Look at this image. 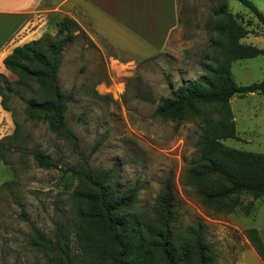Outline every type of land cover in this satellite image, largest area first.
<instances>
[{"label": "rangeland", "instance_id": "374dc122", "mask_svg": "<svg viewBox=\"0 0 264 264\" xmlns=\"http://www.w3.org/2000/svg\"><path fill=\"white\" fill-rule=\"evenodd\" d=\"M251 1L264 13V0ZM223 5L248 28L242 41L264 48L262 22L239 0H178L179 27L165 48L147 56L114 46L93 28L87 15L78 13L74 40L64 49L58 72L69 97L67 123L79 137L78 146L52 132L44 120L28 118L17 94L10 101L12 110L3 108L0 96V140L5 141L7 159L0 158V264H51L33 245L35 230L53 237L59 224L71 229V195L78 183L73 170L86 165L112 167L120 188L137 186L136 208L142 211L153 206L163 180L174 175L183 200L178 224L204 223L217 264H255L244 229L255 226L261 199L243 193L241 205L231 213L205 208L183 177L185 166L198 154L195 143L203 120L176 123L155 114L161 99L197 80L211 63L210 41L217 37L212 10ZM34 17L43 22L44 30L34 27L18 42L31 35H54L63 18L40 12ZM0 74L6 75L15 92L36 96L34 87L19 83L1 63ZM232 74L238 84L264 80V54L235 61ZM231 107L239 138L223 143L264 153V94H236ZM8 136L11 141L5 139ZM34 151L44 152L57 166H41Z\"/></svg>", "mask_w": 264, "mask_h": 264}, {"label": "trees", "instance_id": "16d2710c", "mask_svg": "<svg viewBox=\"0 0 264 264\" xmlns=\"http://www.w3.org/2000/svg\"><path fill=\"white\" fill-rule=\"evenodd\" d=\"M262 22L264 13L251 0H239ZM211 63L195 81L181 84L155 108L159 117L180 123L201 118L204 123L195 143L198 154L191 158L183 177L200 203L215 213H231L242 203V194L264 198V153L226 146L223 140L239 138L231 99L234 95L263 93L264 80L238 84L232 74L237 60L264 54V48L244 43L249 30L226 5L212 10ZM78 22L64 16L54 35L15 46L3 62L18 82L35 88V97L15 92L6 75L0 74V96L4 109L17 94L30 119L44 120L48 128L79 145L78 135L69 127L66 110L69 97L62 90L58 72L62 53L73 42ZM216 115V116H215ZM18 126L15 129V133ZM12 140V136L5 138ZM5 141L0 140V158L7 162ZM34 158L43 167L57 164L42 151ZM78 183L72 192L74 216L71 229L59 224L53 237L35 230V245L51 264H217L215 247L207 239L200 220L181 226L178 215L183 200L176 189L175 176L163 180L149 210L136 208L139 188H120L114 169L88 165L73 170ZM253 202L247 206L252 209ZM244 234L264 262V242L257 227ZM72 238H74V243Z\"/></svg>", "mask_w": 264, "mask_h": 264}, {"label": "crops", "instance_id": "0c3cea01", "mask_svg": "<svg viewBox=\"0 0 264 264\" xmlns=\"http://www.w3.org/2000/svg\"><path fill=\"white\" fill-rule=\"evenodd\" d=\"M39 12L74 19L82 12L108 42L141 56L165 48L180 22L178 0H0V63L4 68L3 60L15 46L37 38L31 35L18 40L34 27L44 30L43 22L34 17ZM254 220L264 242V198L255 209ZM251 249L255 264H264Z\"/></svg>", "mask_w": 264, "mask_h": 264}]
</instances>
